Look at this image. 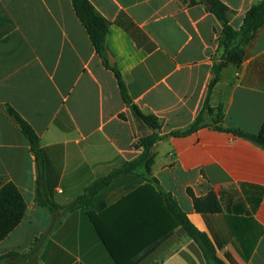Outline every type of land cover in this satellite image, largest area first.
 Here are the masks:
<instances>
[{
  "label": "crops",
  "instance_id": "crops-1",
  "mask_svg": "<svg viewBox=\"0 0 264 264\" xmlns=\"http://www.w3.org/2000/svg\"><path fill=\"white\" fill-rule=\"evenodd\" d=\"M109 22L108 52L127 92L160 136L202 126L153 146L151 172L113 178L83 208L62 217L38 257L29 251L53 216L38 189L61 207L142 153L137 118L96 52L71 0H0V187L14 182L27 204L0 242V264H206L174 202L204 232L224 264H264V149L215 126L256 133L264 124V25L209 94L222 24L199 0H89ZM240 29L262 0H222ZM110 63V64H114ZM40 139L38 161L10 115ZM223 117L215 122L217 110ZM214 192L222 211L198 213L193 198ZM179 210V211H180Z\"/></svg>",
  "mask_w": 264,
  "mask_h": 264
},
{
  "label": "trees",
  "instance_id": "trees-1",
  "mask_svg": "<svg viewBox=\"0 0 264 264\" xmlns=\"http://www.w3.org/2000/svg\"><path fill=\"white\" fill-rule=\"evenodd\" d=\"M73 9L86 28L90 40L95 47L97 54L103 59H107L108 45L107 35L109 33V22L101 16L89 0H71ZM207 3L209 10L221 22L223 30L220 38V45L223 47V53L220 61L213 66V76L209 85V94L218 81L221 71L228 65H240L245 59V47L254 38L257 31L264 25V0L253 5L245 14L243 24L240 29H234L230 24L229 13L230 8L222 0H199ZM106 66L110 68L118 81L120 92L123 101L133 111L134 115L142 119L147 125L154 130L160 129V123L152 116H145L139 108L131 100L125 82L117 69L116 64L107 63ZM8 111L18 124L22 134L29 141L31 151L36 159L40 161L42 156V149L40 146V139L31 125L25 121L13 108L9 107ZM209 107L208 97L203 106L202 111L197 116L193 125L182 131H174L169 134L160 136L158 133L140 139V146L142 147L141 155L130 162L125 163L122 167L114 170L109 175L100 178L92 185L88 186L82 195L77 197L73 203L68 206L61 207L49 197L45 196L40 189L37 193V202L47 208L53 216V221L50 228L41 236L37 237L33 242V246L29 251L32 258H37L48 235L56 229L62 220V217L68 212L77 208H83L92 221V199L94 195L105 185H107L113 178L118 175L142 170V174H149L151 166L154 163L155 153L153 146L159 140L170 136H184L195 132L202 126L204 121V112H212ZM223 114L220 109L217 110V118L215 122L222 120ZM218 130L231 132L236 136L247 139L255 145L264 149V124L256 133H249L237 128H224L222 126H215ZM194 210L198 213H217L222 211V205L219 197L211 192L204 197L193 198ZM176 215H179L180 225L185 229L187 236L193 239L202 250L206 259V264H224L217 256L215 248L208 236L200 231L188 218V215L174 202ZM27 204L20 189L14 182H7L0 187V242L4 240L23 220ZM180 210V211H179ZM16 253H9L0 257V261L12 256H17Z\"/></svg>",
  "mask_w": 264,
  "mask_h": 264
},
{
  "label": "water",
  "instance_id": "water-1",
  "mask_svg": "<svg viewBox=\"0 0 264 264\" xmlns=\"http://www.w3.org/2000/svg\"><path fill=\"white\" fill-rule=\"evenodd\" d=\"M106 61H109L110 63H114L113 56L109 52H108V59ZM142 124L143 125L139 132L140 138H145L155 133V130L152 129L149 125H147L144 121H142Z\"/></svg>",
  "mask_w": 264,
  "mask_h": 264
}]
</instances>
